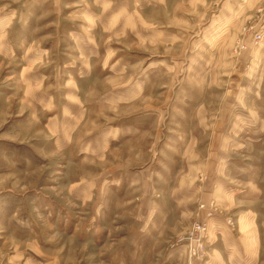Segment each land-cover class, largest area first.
<instances>
[{"label": "rangeland", "instance_id": "1", "mask_svg": "<svg viewBox=\"0 0 264 264\" xmlns=\"http://www.w3.org/2000/svg\"><path fill=\"white\" fill-rule=\"evenodd\" d=\"M250 26L264 34V0H0V264H209L215 232L221 250L259 239L258 262L248 244L226 253L264 264V36L256 47ZM136 128L146 153L161 133L156 186L191 138V162L227 176L234 225L202 260L179 242L189 229L163 237L166 196L150 222L137 214L144 167L123 159ZM104 130L121 131L112 165L94 147Z\"/></svg>", "mask_w": 264, "mask_h": 264}, {"label": "crops", "instance_id": "2", "mask_svg": "<svg viewBox=\"0 0 264 264\" xmlns=\"http://www.w3.org/2000/svg\"><path fill=\"white\" fill-rule=\"evenodd\" d=\"M90 75H92V71ZM75 97L77 102H82L79 95ZM90 113L91 111L87 113L88 117H90ZM120 132V130L117 132H113V130H104L103 142H98V145L94 146L95 148L99 147L101 149L103 145L105 151L103 158L106 164L112 165V160L114 158L113 150L117 146L122 145H117V143L121 141ZM160 134V131L157 130L155 133L154 143L153 145H151V148L147 149L146 153L145 146L143 144L145 139L144 130L136 128V137H132L130 139L131 143L137 142L135 144L136 153L133 152L134 148L132 146L128 147V145H126L128 147V153H123V159L128 160L125 161L124 164L128 166L141 165L142 168L144 167L141 171H138L136 176V180H140V183L137 185L135 193L133 194V197L137 196V198L140 200L136 212L141 216L142 219L145 218L146 214H153L154 217H148V220L150 222L157 216L155 203L152 199L154 197L163 198L166 196V198L168 199V203L171 204V207H173L172 205H174V212L176 213L175 215H170V217H168L167 219H162V228H168L167 230H169L164 234L163 237L166 238V236L169 237L170 235L179 237L183 234L184 230L190 229L195 221H201L206 222L209 225L210 240L212 238L210 234L211 231L214 232V230L220 228L221 226L224 227V225L230 227L227 224V220L231 217H226L224 215V212H229L237 206L235 195L229 193L230 183L225 181V178L227 176L223 174L222 176H220L221 173L218 171L217 165L214 169L210 168L213 167L212 165H210L209 163H204L203 161L198 165L191 162V157L189 154L191 151H193V147H195H192L193 138H191V141L189 142L188 146H186L183 154V159L181 161L182 167L175 172L167 188H162V186L159 185V180L158 186H156L154 182L155 178L153 177L152 180L149 179L148 177H146L145 172H147L149 169H152L153 164L151 163V158H148V150L150 151L155 149V144H158L157 141H159L160 139ZM144 152L145 154H147V158H145ZM193 172L194 174L195 172L197 173L195 179H192ZM152 174L154 176L155 172L152 171ZM193 182L196 183V187H194ZM201 205H204L205 207L201 208ZM212 208L215 209V215L214 217L209 218L207 214L208 211ZM171 214H173V212ZM218 233L215 232V236L217 235L218 239H212L210 241L213 257L211 260L207 261L209 262V264H241V261L239 259L234 260L235 257H233V255L226 253V246L228 245L231 247V250H234V248L239 247L240 245L244 246L248 244V247L251 248V259H253L254 263L255 261L258 262L261 260L263 251L260 247L262 246V242L259 239L256 238V241L252 245H250V243H243L240 240L238 241L239 243H234L231 242L230 238L225 239L227 240L226 243H230H222L223 249L221 250V248H218L216 246L219 241ZM160 236H162V234H160ZM223 239L222 242L224 241ZM153 244H162V242L161 240H158ZM226 254L228 256H226ZM194 264L198 263L194 262Z\"/></svg>", "mask_w": 264, "mask_h": 264}, {"label": "built area", "instance_id": "3", "mask_svg": "<svg viewBox=\"0 0 264 264\" xmlns=\"http://www.w3.org/2000/svg\"><path fill=\"white\" fill-rule=\"evenodd\" d=\"M245 33L251 34L253 42L255 44H259L261 40L263 39L264 34L261 32L254 31V27H248L245 28ZM241 49L246 48V46L241 45L239 46ZM238 47V48H239ZM201 208H204V205L200 206ZM208 217H214L215 215V209H211L208 211ZM227 224L229 226L234 225V221L232 218H228ZM179 242H183V244L188 243L189 244V257L192 260H202L206 254H207V245L209 242V225L206 222L201 221H195L192 224V227L189 229L187 236L184 238H180Z\"/></svg>", "mask_w": 264, "mask_h": 264}, {"label": "bare ground", "instance_id": "4", "mask_svg": "<svg viewBox=\"0 0 264 264\" xmlns=\"http://www.w3.org/2000/svg\"><path fill=\"white\" fill-rule=\"evenodd\" d=\"M263 42V39L261 40V42L258 44V46H256V47H260V45H261V43ZM255 47V48H256ZM186 245H187V247L189 248V244L188 243H186Z\"/></svg>", "mask_w": 264, "mask_h": 264}]
</instances>
